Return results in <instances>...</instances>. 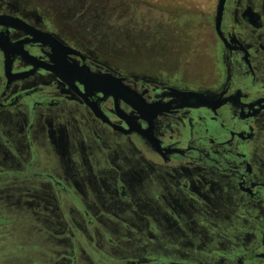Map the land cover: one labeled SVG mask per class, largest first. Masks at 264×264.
Returning a JSON list of instances; mask_svg holds the SVG:
<instances>
[{"label": "flooded vegetation", "instance_id": "1", "mask_svg": "<svg viewBox=\"0 0 264 264\" xmlns=\"http://www.w3.org/2000/svg\"><path fill=\"white\" fill-rule=\"evenodd\" d=\"M219 1L178 2L161 39L169 67L137 75L65 40L51 14L0 0V264H40L41 222L63 223L70 210L76 233L103 228L104 242L81 245L71 225L64 238L47 230L55 264L75 263L79 248L89 264H264V0H224L217 27ZM193 35L199 47L182 48ZM196 52L208 76L184 79L179 67ZM133 160L199 223L156 252L146 248L157 237L100 202V175ZM215 187L238 194L223 221L207 219L200 196ZM121 241L139 251L110 253Z\"/></svg>", "mask_w": 264, "mask_h": 264}, {"label": "rangeland", "instance_id": "2", "mask_svg": "<svg viewBox=\"0 0 264 264\" xmlns=\"http://www.w3.org/2000/svg\"><path fill=\"white\" fill-rule=\"evenodd\" d=\"M180 1L187 3L191 0H22L33 6L37 12L51 14L56 32L65 40L87 49L90 47L111 66L137 75L153 74L160 68L169 67L166 62L167 47L161 41L167 28L164 19L167 12L175 13L177 3ZM192 1L204 9L211 0ZM183 16L185 19L190 18L187 17L189 14L186 5ZM184 21L187 25V21ZM206 35V39L210 37L213 40L210 31H206ZM196 36L203 39L205 35ZM192 38L194 35L184 36L185 42L180 43V46L184 49L190 45L199 47L195 40H189ZM194 56L197 58L195 64L179 67L182 77L191 80L207 78L209 69L205 65V57L198 52L194 53ZM9 135L12 138L17 137L16 131L13 130L9 131ZM7 161L12 163V158L7 156ZM100 178L101 204L131 224L134 231L144 233L148 237L155 236L160 240L150 243L146 248L149 252L158 251L160 242L175 243L178 235L191 233L199 225L195 221L197 216L192 212L189 204L180 197L175 198L179 195L165 190V183L160 175L150 172L141 163L134 160L127 161L121 169L110 170L100 175ZM152 179L157 180V183L153 184ZM119 186H123V190L116 191ZM153 188L158 189L157 193H154ZM200 196L212 209L207 219L223 221L230 218L229 208L236 203L238 194L230 189L221 190L215 187L211 193L201 190ZM194 203L197 205L199 202L194 201ZM70 213L71 216L66 218L67 223L66 220L59 223L54 215L49 217L48 221L41 222L45 228H42L44 230L38 237L41 241V250L37 255L40 264H55L52 261L54 253L51 252L54 247L45 239L48 236L45 234L47 230L59 236L63 233L64 238L66 230L70 229L71 225V230L76 234L81 245L85 242L88 248L103 244L105 235L103 228L91 229L86 235L83 232L78 234L73 228V225H76L74 211L70 210ZM57 215L60 213L57 212ZM72 241L75 242L74 237ZM120 243L123 245L117 248L107 244L109 252L119 256L121 253L139 251L138 242L121 241ZM76 250L74 254L77 259L73 264H89L86 256L88 252L83 254L80 248ZM80 254L81 258H79ZM111 262L123 264L117 259Z\"/></svg>", "mask_w": 264, "mask_h": 264}, {"label": "water", "instance_id": "3", "mask_svg": "<svg viewBox=\"0 0 264 264\" xmlns=\"http://www.w3.org/2000/svg\"><path fill=\"white\" fill-rule=\"evenodd\" d=\"M223 1H224V0H220V1H219V5H218L217 27H219V26H218V22H219V18H220V14H221V9H222ZM218 29H219V28H218ZM53 39L56 40V43H57V44L62 45V42H60V40H58L57 38H54V37H53ZM0 47H2L1 44H0Z\"/></svg>", "mask_w": 264, "mask_h": 264}]
</instances>
